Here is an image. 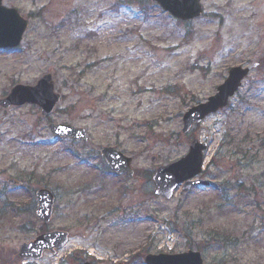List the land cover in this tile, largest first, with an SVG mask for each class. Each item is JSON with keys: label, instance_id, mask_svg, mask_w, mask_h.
I'll return each mask as SVG.
<instances>
[{"label": "rangeland", "instance_id": "rangeland-1", "mask_svg": "<svg viewBox=\"0 0 264 264\" xmlns=\"http://www.w3.org/2000/svg\"><path fill=\"white\" fill-rule=\"evenodd\" d=\"M3 4L28 26L17 49L0 51V99L46 73L62 98L44 117L36 105L0 106V264H145L189 250L204 264H264V0H201L187 22L145 0ZM254 63L226 108L180 131L229 68ZM50 122L84 128L87 142L56 140ZM194 138L207 144L201 177L212 187L156 196L144 172L184 156ZM102 146L130 156L140 175L116 177ZM42 187L56 198L49 224L35 215ZM44 230L69 240L20 258Z\"/></svg>", "mask_w": 264, "mask_h": 264}, {"label": "water", "instance_id": "water-1", "mask_svg": "<svg viewBox=\"0 0 264 264\" xmlns=\"http://www.w3.org/2000/svg\"><path fill=\"white\" fill-rule=\"evenodd\" d=\"M0 0V48L16 47L22 38L27 22L13 8L1 5ZM164 11L180 20H190L200 15L199 0H152ZM256 64L246 68L233 67L220 84L216 93L208 97L205 102L189 108L182 117V132H187L193 125L199 124L202 119L227 106L228 100L241 85L243 78ZM60 100V95L54 92L51 75H44L35 86H15L10 94L0 100V105H21L24 103L35 104L40 107L43 116L52 113L55 105ZM50 131L57 137H68L72 140L86 141V133L82 128L67 124H51ZM205 143L196 139L192 140L185 156L165 166H159L154 171L151 180L156 186L155 194L166 199L173 195L178 185L183 183L182 191L187 192L193 186L209 187L210 183L204 179L196 178L202 169L203 152ZM107 164L118 174L132 176L131 159L126 158L112 147H105L101 151ZM155 157H152L154 160ZM195 178V179H194ZM37 216L44 222L49 221L54 202L53 195L47 190L37 192ZM67 233L54 231L38 236L33 242L23 244L19 251L21 258H39L44 250L60 249L67 242ZM146 264H203L201 254L196 251H187L179 254H148L144 258ZM91 264V263H84Z\"/></svg>", "mask_w": 264, "mask_h": 264}, {"label": "flooded vegetation", "instance_id": "flooded-vegetation-1", "mask_svg": "<svg viewBox=\"0 0 264 264\" xmlns=\"http://www.w3.org/2000/svg\"><path fill=\"white\" fill-rule=\"evenodd\" d=\"M5 182L6 184L14 187V188H17L20 186V182L19 180H16V179H13V178H8V179H5Z\"/></svg>", "mask_w": 264, "mask_h": 264}]
</instances>
